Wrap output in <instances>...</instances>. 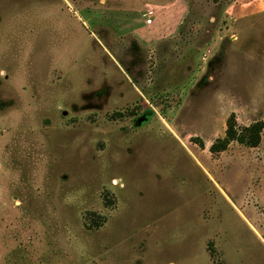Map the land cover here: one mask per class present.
Here are the masks:
<instances>
[{"label": "rangeland", "instance_id": "obj_1", "mask_svg": "<svg viewBox=\"0 0 264 264\" xmlns=\"http://www.w3.org/2000/svg\"><path fill=\"white\" fill-rule=\"evenodd\" d=\"M231 113L264 116V0H0V264H264Z\"/></svg>", "mask_w": 264, "mask_h": 264}, {"label": "trees", "instance_id": "obj_2", "mask_svg": "<svg viewBox=\"0 0 264 264\" xmlns=\"http://www.w3.org/2000/svg\"><path fill=\"white\" fill-rule=\"evenodd\" d=\"M264 129V116L241 129H237L235 115L231 113L225 122L224 136L215 139L209 146L211 154L216 155L227 149L229 144L236 141L248 147H256L261 141V133ZM199 145L203 144L199 142Z\"/></svg>", "mask_w": 264, "mask_h": 264}, {"label": "built area", "instance_id": "obj_3", "mask_svg": "<svg viewBox=\"0 0 264 264\" xmlns=\"http://www.w3.org/2000/svg\"><path fill=\"white\" fill-rule=\"evenodd\" d=\"M147 22H150V20L148 19Z\"/></svg>", "mask_w": 264, "mask_h": 264}]
</instances>
